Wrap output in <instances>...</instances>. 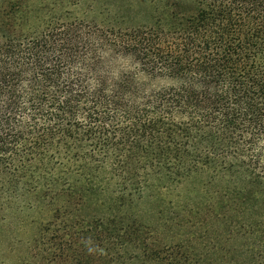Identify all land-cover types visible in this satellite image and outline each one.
<instances>
[{
  "label": "trees",
  "instance_id": "obj_1",
  "mask_svg": "<svg viewBox=\"0 0 264 264\" xmlns=\"http://www.w3.org/2000/svg\"><path fill=\"white\" fill-rule=\"evenodd\" d=\"M0 1V217L49 213L23 264H205L124 211L203 175L239 264H264V0H144L131 28L86 0Z\"/></svg>",
  "mask_w": 264,
  "mask_h": 264
},
{
  "label": "rangeland",
  "instance_id": "obj_2",
  "mask_svg": "<svg viewBox=\"0 0 264 264\" xmlns=\"http://www.w3.org/2000/svg\"><path fill=\"white\" fill-rule=\"evenodd\" d=\"M2 1H0L1 3ZM90 7L88 19L100 27L121 25L131 28L152 25L153 7L144 0H86L82 9ZM78 14V11H76ZM205 176H193L175 186L146 190L124 211L148 226L155 239L163 244H183L206 253L205 264H239L238 239L227 238L231 228L221 221L219 199L210 201L206 186L201 185ZM107 195L97 194L83 208L88 215L100 213V203ZM200 203L199 205L197 203ZM21 204L0 217V264H23L29 259L31 242L40 222L49 218L45 208ZM188 205L187 208L182 206ZM182 207V208H181ZM162 209L163 214L159 215ZM191 212H190V210ZM180 211L183 228L175 227L173 218ZM196 211L200 212L196 214ZM189 213V214H188ZM234 230V229H233ZM133 264H154L137 258Z\"/></svg>",
  "mask_w": 264,
  "mask_h": 264
}]
</instances>
